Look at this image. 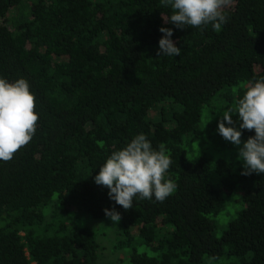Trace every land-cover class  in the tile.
Instances as JSON below:
<instances>
[{"label": "trees", "instance_id": "obj_1", "mask_svg": "<svg viewBox=\"0 0 264 264\" xmlns=\"http://www.w3.org/2000/svg\"><path fill=\"white\" fill-rule=\"evenodd\" d=\"M223 12L216 31L167 23L161 0H0V77L24 78L38 113L30 142L0 161V264H97L96 236L75 221L107 219L106 208L120 213L114 248L127 249V264H264V173L187 158L264 77V0H231ZM161 27L180 56L157 55ZM139 133L170 157L176 188L125 210L93 177Z\"/></svg>", "mask_w": 264, "mask_h": 264}, {"label": "clouds", "instance_id": "obj_2", "mask_svg": "<svg viewBox=\"0 0 264 264\" xmlns=\"http://www.w3.org/2000/svg\"><path fill=\"white\" fill-rule=\"evenodd\" d=\"M231 0H161L172 14L165 19L176 28H197L211 24L220 30L226 22L223 9ZM163 35L158 41V56L177 57V47L171 37L173 30L159 29ZM233 111L237 119H233ZM218 121L217 133L238 147L237 159L242 162V175L264 173V77L250 82L235 109H226ZM38 113L35 97L24 78L9 81L0 77V161L13 158L21 147L32 139L36 130ZM241 130H254V135L241 141ZM242 145V146H241ZM171 159L163 149L154 148L143 133L134 135L124 146L114 150L99 167L94 183L108 189L110 200L125 210L133 207L134 198L155 199L163 202L176 188L166 177ZM104 214L117 224L120 213L104 209Z\"/></svg>", "mask_w": 264, "mask_h": 264}, {"label": "rangeland", "instance_id": "obj_3", "mask_svg": "<svg viewBox=\"0 0 264 264\" xmlns=\"http://www.w3.org/2000/svg\"><path fill=\"white\" fill-rule=\"evenodd\" d=\"M15 14V12H11V17ZM151 118H157L158 114L156 111L150 112ZM205 123H203V126ZM202 126V127H203ZM217 136L212 138L211 141L206 140L205 134H202V137L199 141L195 143H190L187 146V158L188 160H191L194 156H200V155H206L208 157L213 158H221L223 160H226L228 162H232L236 165L242 166V162L237 159L238 156V147L231 142L223 139L218 133H215ZM242 143L246 141L245 138L241 136ZM242 146V145H241ZM237 196H231L228 199H226V207L229 209H232V207L235 206V208H239L238 202H234L235 198ZM232 218V214H229V216H224L222 218H218L216 220V236L221 235V231L223 227L225 226L226 222ZM77 224L83 227L89 228L93 234L96 236V241L99 245V254H98V263L97 264H127V259L120 260V258L125 256V251L122 249H115L114 247L117 245L119 241H123L124 238H120L118 235H120L119 230L122 231L121 225L119 222L117 224H113L109 218L107 219H101V220H94L89 219L88 217L85 218L82 216V218H79L75 221ZM136 232L134 229L131 230L130 236L133 238L136 237ZM121 239V240H120ZM136 239H131L130 245L134 244ZM129 245V246H130ZM124 253V254H123Z\"/></svg>", "mask_w": 264, "mask_h": 264}]
</instances>
